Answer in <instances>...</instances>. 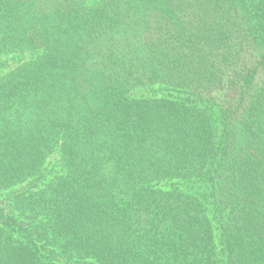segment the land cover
Masks as SVG:
<instances>
[{"label":"trees","instance_id":"16d2710c","mask_svg":"<svg viewBox=\"0 0 264 264\" xmlns=\"http://www.w3.org/2000/svg\"><path fill=\"white\" fill-rule=\"evenodd\" d=\"M0 264H264V0H0Z\"/></svg>","mask_w":264,"mask_h":264}]
</instances>
